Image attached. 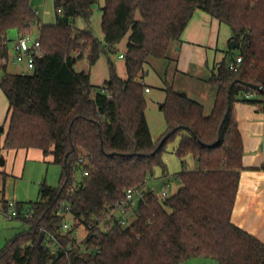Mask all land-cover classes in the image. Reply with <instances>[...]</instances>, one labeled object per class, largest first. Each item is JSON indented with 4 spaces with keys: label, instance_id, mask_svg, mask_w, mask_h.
I'll return each instance as SVG.
<instances>
[{
    "label": "trees",
    "instance_id": "1",
    "mask_svg": "<svg viewBox=\"0 0 264 264\" xmlns=\"http://www.w3.org/2000/svg\"><path fill=\"white\" fill-rule=\"evenodd\" d=\"M98 1L54 0L56 23L48 25L38 22L31 0H0V87L9 101L3 148L39 149L62 169L57 187L43 182L37 201L26 203L33 216L19 221L26 230L0 250V264H72V253L74 264H183L199 257L219 264H264V244L232 222L244 155L233 104L243 94H261L264 105V92L236 83L225 118L233 82L264 89V0H104L103 41L75 25L79 18L90 24ZM199 10L229 26L239 53L219 64L210 78L218 93L208 117L186 93L164 89L166 131L154 141L143 83L148 61L166 58ZM11 31L40 38L42 56L28 74L10 73L2 63ZM126 39V80L111 61L110 78L100 88L90 73L76 71L86 51L93 66L101 55L117 53ZM240 56L239 68L230 71L228 64ZM239 101L255 103L245 97ZM177 138L182 186L166 198L148 191L132 224L122 227L113 209L156 168L166 176L163 156ZM189 155L194 170L187 169ZM64 207L68 215L61 214ZM67 216L73 226L64 231ZM104 220L107 229L99 227ZM80 227L86 233L84 250L75 247Z\"/></svg>",
    "mask_w": 264,
    "mask_h": 264
},
{
    "label": "crops",
    "instance_id": "2",
    "mask_svg": "<svg viewBox=\"0 0 264 264\" xmlns=\"http://www.w3.org/2000/svg\"><path fill=\"white\" fill-rule=\"evenodd\" d=\"M31 7L38 13V22L41 24L56 23L54 0H31ZM14 34L16 37V33ZM231 40L232 32L229 26L203 11H197L181 39L171 44L166 58H150L148 61L147 67L155 72L160 82L159 95L154 96L156 99L154 101L160 105V111L166 98L164 89L169 86L176 91L186 93L191 100L202 105L205 116H210L218 93L217 88L210 84V78L219 64L229 62L238 55L230 47ZM9 53L11 55V51ZM10 66L20 69L16 73L24 68L9 63L8 72H10ZM148 73L147 70L143 83L150 89L145 80ZM152 92L150 89L146 94H152ZM241 97L253 100L255 103L241 102L239 101ZM237 99L238 101L233 104V114L242 136L244 155L232 222L264 244V105L260 103L263 101V96L243 94ZM8 111L9 101L0 87V129L5 126L3 131L0 130V197L11 200L12 198L7 194V178L24 176L28 161H44L49 165L52 158L46 157L39 149L8 150L3 148L8 131L6 122ZM146 118L151 131L147 112ZM159 131L160 137L166 131L164 115ZM165 179L164 177V185L168 184ZM17 222L22 224L16 220L5 221L0 227V250L12 240V234L8 233V230H16L15 236L20 233L18 232L19 227L15 224ZM183 264L219 263L214 259L199 257L189 259Z\"/></svg>",
    "mask_w": 264,
    "mask_h": 264
},
{
    "label": "rangeland",
    "instance_id": "3",
    "mask_svg": "<svg viewBox=\"0 0 264 264\" xmlns=\"http://www.w3.org/2000/svg\"><path fill=\"white\" fill-rule=\"evenodd\" d=\"M104 5V0H99L96 5L93 7V13L91 16L90 24H87L83 19L79 18L75 21V25L79 29H91L94 36L99 39V41H103V33L101 28V7ZM15 32L11 31L7 34V38L12 40L15 37ZM127 39L124 40L118 47L117 53L115 54H103L95 65H90L88 60V52L86 51L82 58L77 61L75 66L76 71L88 72L91 74L92 84L96 88L103 87L105 82L110 78V67L109 61H111L114 66L117 75L126 80L128 78L127 69L125 60L120 58L121 54H124L126 51ZM235 54L239 53L238 49H234ZM78 55V54H77ZM76 55V56H77ZM10 63H13L12 60ZM11 65V64H10ZM20 69L14 68L13 66L9 67V71L16 73ZM148 70V76H146L145 80L147 85L153 91L152 94H146V99L148 103L147 107V117L150 123L151 132L154 141H158L160 139V124L163 123V113L160 111V105L154 101L156 100L154 96L159 95L160 82L157 79V76L154 71L150 70V68L146 67V72ZM7 122V121H6ZM8 125V122H7ZM6 125V126H7ZM5 126H2L1 129L4 130ZM0 129V130H1ZM2 135L5 133H1ZM178 138L169 142L166 146V152L163 156V160L167 166V172L165 176L166 183L169 184L168 193L169 196H173L177 193L178 187L182 186L180 180L177 178V174L180 173L183 169L180 158L174 153V148L178 144ZM187 161V169L194 170L195 162L194 158L189 155L186 157ZM20 169V168H19ZM62 169L58 165L49 164L47 165L44 161H36L31 160L28 161L24 170V176H12L7 178V194L10 198L15 199L18 202L29 203L37 201L39 195V188L41 186V182H46L48 186L57 187L59 185V180L61 176ZM164 174L160 168H156L154 170V176L149 177L147 182V190L154 192L157 196H161V193L164 189ZM139 201L134 206V209H137ZM115 217H122L121 213L115 212ZM69 222H73V220L68 217ZM135 219V212H131L125 216L126 225L125 227L132 224ZM19 227L18 232H22L26 230V226L23 224L15 223ZM83 231V229H81ZM16 230H8L7 232L12 234V239L15 238ZM19 234V233H18ZM81 249L84 250L83 245L81 244Z\"/></svg>",
    "mask_w": 264,
    "mask_h": 264
},
{
    "label": "built area",
    "instance_id": "4",
    "mask_svg": "<svg viewBox=\"0 0 264 264\" xmlns=\"http://www.w3.org/2000/svg\"><path fill=\"white\" fill-rule=\"evenodd\" d=\"M36 14H38L36 12ZM6 44L9 47V51H11V55L9 53L7 58H4L2 63L3 65H8L10 61L12 60V64L14 65H20L23 66V70L21 71L22 74H28L31 71L34 70L35 67V60L37 57L42 56L41 52V42L39 36L33 32V33H27L25 35H17L12 40H9L7 38ZM121 59H124V55H120ZM242 63V57H237L235 61H232L228 64V69L230 71H237L239 68V65ZM150 89L147 88L146 92H149ZM82 161V160H81ZM84 176H87V173L84 174ZM147 182H145L144 185H140L139 187L128 189L125 192V197L122 199L113 209V214L115 216V212L121 213L122 217L116 218L119 222V224L122 227H125L126 220L125 216L128 215L131 212H134V206L137 203V201H141L145 198L146 193L149 191L147 190ZM169 184L164 185L163 192L161 193V198H166L169 196L168 193ZM61 214L68 215L69 208L64 207L61 209ZM67 213V214H66ZM33 216L32 209L24 204H20V202L11 199L7 200L5 198L0 197V227L3 225L5 221H22V220H28L31 219ZM68 217V216H67ZM108 221H111V219H107ZM106 220L100 222L99 227L107 229V223ZM73 226V223L69 222L68 220L63 221L61 227L62 230L67 231L71 229ZM110 227V226H109ZM108 227V228H109ZM92 226H90V229ZM111 228V227H110ZM109 228V229H110ZM83 229V231L81 230ZM86 236L85 230L83 227H80L76 230V240H75V247H80L84 238Z\"/></svg>",
    "mask_w": 264,
    "mask_h": 264
},
{
    "label": "water",
    "instance_id": "5",
    "mask_svg": "<svg viewBox=\"0 0 264 264\" xmlns=\"http://www.w3.org/2000/svg\"><path fill=\"white\" fill-rule=\"evenodd\" d=\"M230 47H231L232 49H235V48H236V43H235L234 40H232V41L230 42ZM236 83H241L244 87H248V88L254 89V90H256V91H258V92H260V93L264 92L263 87H262V86H259V85H255V84H251V83H247V82H242V81H235V82H233V83L230 85L229 89H228L227 111H226V114H225V118L228 117V115H229V113H230V111H231V108H232V99H231V97H232V89H233V87H234V85H235ZM224 122H225V120H223V122H222V124H221V126H220V130H219V138H220V135H221V130H222V127H223ZM1 131H3V129H1ZM163 141H164V139L161 141L160 144H162ZM43 238H44V233L41 234L40 239H39V243L42 242ZM70 258H71L72 264H74V263H75V254L72 253L71 256H70Z\"/></svg>",
    "mask_w": 264,
    "mask_h": 264
}]
</instances>
